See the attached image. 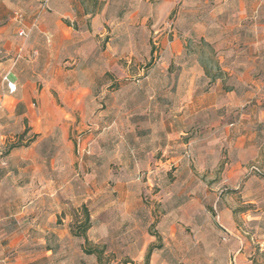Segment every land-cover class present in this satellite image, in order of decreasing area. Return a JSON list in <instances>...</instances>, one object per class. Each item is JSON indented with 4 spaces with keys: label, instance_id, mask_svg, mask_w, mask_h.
<instances>
[{
    "label": "crops",
    "instance_id": "1",
    "mask_svg": "<svg viewBox=\"0 0 264 264\" xmlns=\"http://www.w3.org/2000/svg\"><path fill=\"white\" fill-rule=\"evenodd\" d=\"M151 1L138 3L148 8ZM185 2L195 6L188 10L196 17L188 19V26L203 29L200 38L212 46L216 66L211 71L161 70L155 88L147 83V73L138 89L125 98L128 107L145 108L147 127L140 128L145 133L131 136L123 148L113 147L108 155L130 156L133 167L150 171L159 154L200 151L199 164L214 178L203 185L201 196L186 202V206L199 205L193 214L181 217L178 206L156 223L161 241L148 264H231L232 259L237 264H264V178L244 176L245 167L264 165V0ZM133 5V0H0L1 139L10 135L11 122L18 128L24 120L36 122L33 102L37 98L47 105L52 102L50 92H61L65 105L77 109L108 88L101 79L112 69L99 63L118 56L111 48L101 53L88 28L110 21L112 12H132ZM124 40L129 43L130 37ZM7 72L16 84L12 95L1 93V79ZM131 88L126 85L125 91ZM67 116L70 123L72 117ZM63 136L66 141L67 135ZM19 152L9 151L2 161L10 162ZM22 152L33 156L27 159L32 171L29 187H51L54 171H74L72 151ZM53 155L62 159L55 162ZM16 170L12 167L4 180L15 179ZM175 186L176 181L168 188ZM172 190L167 200L174 202L178 197ZM40 196L38 192L36 197ZM245 226L260 239L257 245L246 242ZM190 227L192 238L185 237L183 229ZM130 260L128 264L134 262Z\"/></svg>",
    "mask_w": 264,
    "mask_h": 264
},
{
    "label": "rangeland",
    "instance_id": "2",
    "mask_svg": "<svg viewBox=\"0 0 264 264\" xmlns=\"http://www.w3.org/2000/svg\"><path fill=\"white\" fill-rule=\"evenodd\" d=\"M138 1L133 0L132 12H112L110 21L88 28L101 53L107 48L117 53L114 61L106 57L99 63L112 69L101 79L108 88L77 109L65 105L61 92H50L52 102L47 105L37 98L33 102L36 122L24 120L19 128L11 122L10 135L0 138V153L20 151L10 162L0 159V264H124L130 258L134 259L132 264H144L148 249L161 241L156 223L178 206L181 217L193 214L199 205L186 206V202L201 196L203 185L214 179L199 164L200 151L194 155L192 151L159 154L150 171L133 167L130 156L108 155L113 147L123 148L131 136H142L140 128L147 127L145 108L125 103L147 73V83L155 88L162 79L161 70L173 73L193 67L211 71L216 66L212 46L200 38L203 29L188 26V19L196 18L188 10L195 6L184 0H152L147 8ZM131 14L133 18H129ZM125 37H130L129 43ZM126 85L132 86L128 92ZM165 93L168 95L167 90ZM65 134L68 139L62 141ZM22 151H72L74 171H54L51 187H29L32 171L27 159L33 160V156ZM96 151L102 154L98 156ZM52 158L57 162L62 156ZM11 165L18 167L16 178L6 181ZM244 176L264 178V165L245 167ZM174 181L175 188L169 189ZM170 190L178 200H167ZM38 192L42 196L36 197ZM82 206L90 216L87 244L70 235L73 216ZM204 207L207 212L208 206ZM183 229L185 237L192 238L191 227ZM244 232L251 246L260 242L246 226ZM48 245L55 251H46ZM140 245L146 249H138ZM96 249L103 251L101 261L84 253ZM231 264L237 262L232 259Z\"/></svg>",
    "mask_w": 264,
    "mask_h": 264
},
{
    "label": "trees",
    "instance_id": "3",
    "mask_svg": "<svg viewBox=\"0 0 264 264\" xmlns=\"http://www.w3.org/2000/svg\"><path fill=\"white\" fill-rule=\"evenodd\" d=\"M13 148H15V147H10V149H13ZM8 152L9 151H5L3 153H0V159H4L6 157V155L8 154ZM73 218H74V223L70 227V235L73 238L82 239L84 241V244H87L88 240H87L86 233L90 229V216L88 214L87 208L85 206H82L80 208L79 214H78V212H76L74 214ZM79 218L81 219L80 221H78ZM47 240H49V238ZM156 248H159V245L152 246L148 249L144 264H148L150 256H151L153 250ZM46 251L54 252L55 249L48 245V246H46ZM84 253L86 255H89V256L96 255L97 260L101 261V256L103 254V251L100 249H98V250L96 249V250L84 251ZM128 263H130V261L124 262V264H128Z\"/></svg>",
    "mask_w": 264,
    "mask_h": 264
},
{
    "label": "built area",
    "instance_id": "4",
    "mask_svg": "<svg viewBox=\"0 0 264 264\" xmlns=\"http://www.w3.org/2000/svg\"><path fill=\"white\" fill-rule=\"evenodd\" d=\"M42 8H45V4L42 5ZM18 35L25 36L26 34L24 32H19ZM9 76H10V73L7 72L2 76V79H1V82H2L1 93L3 95H12L16 91V84L10 80ZM252 170L260 174V171L257 168H253Z\"/></svg>",
    "mask_w": 264,
    "mask_h": 264
}]
</instances>
